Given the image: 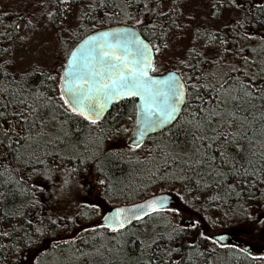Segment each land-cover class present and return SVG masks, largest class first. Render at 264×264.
<instances>
[{
	"label": "snow or ice",
	"instance_id": "6c2138e0",
	"mask_svg": "<svg viewBox=\"0 0 264 264\" xmlns=\"http://www.w3.org/2000/svg\"><path fill=\"white\" fill-rule=\"evenodd\" d=\"M41 7L0 32V264H264V0Z\"/></svg>",
	"mask_w": 264,
	"mask_h": 264
},
{
	"label": "rangeland",
	"instance_id": "374dc122",
	"mask_svg": "<svg viewBox=\"0 0 264 264\" xmlns=\"http://www.w3.org/2000/svg\"><path fill=\"white\" fill-rule=\"evenodd\" d=\"M54 2V0H0V6H1V11H6L8 15L12 16V20L17 21L18 15H22L27 13L26 19L27 18H33L35 22V17H39L40 12L45 10V8H42L41 5L45 4L46 7H51V4ZM33 12L35 13V17L32 16ZM22 25L25 21H19ZM12 23H9L11 25ZM6 31H10V29H6ZM12 31V30H11ZM54 31V30H53ZM23 34V32H21ZM15 35V34H14ZM47 38L52 41V44L50 45L49 53L47 55V58L43 59V63H48L52 56L55 55V40L54 36L52 35V31H49L47 33ZM183 44L187 46L188 41L184 40ZM35 46V45H33ZM182 52H178L177 55H181ZM159 62V61H158ZM170 63L165 60L163 64L160 66V71H164L165 69L170 68ZM226 70V69H225ZM131 134V130L129 132ZM120 205V204H119ZM111 206L106 205V207ZM87 225H90L92 222H84ZM227 229V226L225 229H216L217 231H224ZM239 240V238H238ZM256 248L262 249L264 246L257 245ZM261 253V252H260ZM259 254V253H258Z\"/></svg>",
	"mask_w": 264,
	"mask_h": 264
},
{
	"label": "trees",
	"instance_id": "16d2710c",
	"mask_svg": "<svg viewBox=\"0 0 264 264\" xmlns=\"http://www.w3.org/2000/svg\"><path fill=\"white\" fill-rule=\"evenodd\" d=\"M0 12H2L1 11V6H0ZM11 18H12V16H10V15H8L7 17L0 16V32H4V31H6V29H10V31L12 30V28L9 25V23H13V22H15V20H12ZM14 34L15 33H13V35ZM82 38H83V35L80 37V39H82ZM4 39L5 38L0 37V40H4ZM76 42H78V41H74L73 43H76ZM0 46H4V45H0ZM118 107L124 109L125 113H127V110L131 107V105L128 104V103H124V104L119 105ZM110 111L115 112V108H111ZM125 126L128 127L129 130H131L132 123L131 122H126V125ZM125 170L128 171V169L126 168V166H125ZM127 180L129 182H131V183H134V184L137 183V177L135 175H133L131 177H128ZM135 199L136 200H139V197H136ZM113 203L115 205H119V204L126 203V201H124V200H118V201H114ZM110 205L112 206V204H110Z\"/></svg>",
	"mask_w": 264,
	"mask_h": 264
},
{
	"label": "water",
	"instance_id": "95a60500",
	"mask_svg": "<svg viewBox=\"0 0 264 264\" xmlns=\"http://www.w3.org/2000/svg\"><path fill=\"white\" fill-rule=\"evenodd\" d=\"M83 39V38H82ZM111 110V108H110ZM119 206V205H118ZM111 208V207H108ZM230 242H239L237 237H230ZM246 246V245H245ZM247 247V246H246Z\"/></svg>",
	"mask_w": 264,
	"mask_h": 264
},
{
	"label": "flooded vegetation",
	"instance_id": "af4514ba",
	"mask_svg": "<svg viewBox=\"0 0 264 264\" xmlns=\"http://www.w3.org/2000/svg\"><path fill=\"white\" fill-rule=\"evenodd\" d=\"M238 238V237H237ZM239 241V240H238ZM246 246H248V245H246ZM260 252H264V248H262V249H259V252H257V254L259 253L260 254Z\"/></svg>",
	"mask_w": 264,
	"mask_h": 264
}]
</instances>
